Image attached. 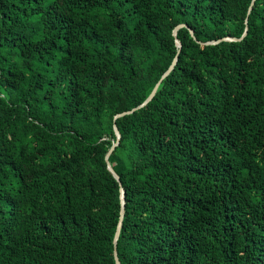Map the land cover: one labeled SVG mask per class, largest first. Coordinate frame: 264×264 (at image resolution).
Masks as SVG:
<instances>
[{"label": "trees", "instance_id": "obj_1", "mask_svg": "<svg viewBox=\"0 0 264 264\" xmlns=\"http://www.w3.org/2000/svg\"><path fill=\"white\" fill-rule=\"evenodd\" d=\"M114 249L264 264V0H0V264Z\"/></svg>", "mask_w": 264, "mask_h": 264}, {"label": "water", "instance_id": "obj_2", "mask_svg": "<svg viewBox=\"0 0 264 264\" xmlns=\"http://www.w3.org/2000/svg\"><path fill=\"white\" fill-rule=\"evenodd\" d=\"M182 25H184V24H180V25H178L176 28H178V27H180V26H182ZM190 32L192 33V30H190ZM174 34H175V30H174ZM176 42L178 43V45H180V42H179L178 39H176ZM173 64H174V61H173ZM173 64H172V65H173ZM172 65L169 67V69L167 70V72L172 68ZM167 72H165L164 75H166ZM164 75H163V76H164ZM163 76H162V77H163ZM159 82H160V81H158V82L156 83L155 87L153 88V91L150 93V95L147 97V99H146L142 104H140L139 106L133 108L132 110L121 112V113L117 114L116 116H121V115H123V114L129 113V112L133 111L134 109H136V108H138V107L144 105L147 101H149V100L153 97L154 93L156 92V88H157ZM115 131H116V133H117V135H118V137H119L118 129H117L116 127H115ZM116 143H117V142H116ZM116 143H115V144H116ZM115 144H114V145H115ZM114 145H113V146H114ZM113 146H112L111 149L107 152V154H106V159L108 158V155H109L110 151L113 149ZM107 167H108L109 171L112 173V175H113V176L119 181V176H118L117 173L114 171V169L112 168L111 164H110L108 161H107ZM121 198H122V201H123V189H122V188H121ZM122 213H123V209H122V211H121V217H122ZM120 226H121V222H119V224H118L117 231H116L115 236H114V243H116V240H117V238H118V234H119ZM113 254H114V260H115V263H116V264H121L120 261H119V258H118V256H117V251H116V249H114Z\"/></svg>", "mask_w": 264, "mask_h": 264}]
</instances>
